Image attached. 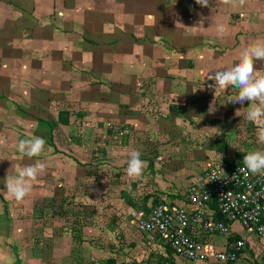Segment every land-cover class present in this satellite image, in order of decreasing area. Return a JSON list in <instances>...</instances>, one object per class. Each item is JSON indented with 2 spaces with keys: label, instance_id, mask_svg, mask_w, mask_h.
Returning a JSON list of instances; mask_svg holds the SVG:
<instances>
[{
  "label": "rangeland",
  "instance_id": "1",
  "mask_svg": "<svg viewBox=\"0 0 264 264\" xmlns=\"http://www.w3.org/2000/svg\"><path fill=\"white\" fill-rule=\"evenodd\" d=\"M176 1L0 0V264H16L17 260L21 264H107L109 258L114 259V254L126 256L136 252L138 256L144 255L142 251L153 258V261L148 259L147 264L157 261L161 264V259L156 258L157 251L144 247L136 226L141 211L161 201L146 194L157 184L147 182L144 171L139 178H129L125 172L126 162L122 167L118 165L120 152L127 154L128 147L118 149L116 144L122 145L123 140L128 142V135L111 134L108 124L115 123L112 110L98 107L99 101L111 97L113 86L102 79L106 84L103 87L106 96L102 94L106 98H103L96 79L102 78L100 72H110H96L99 67L92 63L95 70L87 69L93 72L92 80L86 79L88 84L82 88L86 92L82 94L75 88L77 79L68 80V73L77 77L78 71L72 65L74 61L69 63L67 59L75 58L72 50L81 45L94 50H105L98 47H102V43L114 45L107 43L110 38L91 37L90 31L102 28L105 35L125 38L136 47H145L151 42L156 49L168 44L175 50L176 39L175 42L169 39V30L170 27L182 30L183 23L178 22L182 16L179 3L189 0H179L177 13L170 6ZM191 2L195 5L190 11L196 10L198 4L195 0ZM250 10L254 12L251 17H260L258 27L261 25L264 30V7ZM81 32L87 36L84 38L87 41L74 36ZM223 35L215 38V42L205 36L198 40L201 54L196 62L205 65L237 63L247 42L240 48L244 42L239 38L225 39ZM55 41L60 44L54 45ZM230 42L235 44L230 46ZM212 44L218 46L214 49ZM208 46L226 54L209 53ZM227 46L233 49L230 53ZM191 47L185 50L184 58L198 57L199 45ZM37 50L40 52L36 53ZM55 50L62 54L49 60L60 59L62 63L66 59L67 62L55 66L47 64L49 52ZM34 62L40 64L39 68L34 67ZM49 79L57 84H50ZM71 80L75 83L73 88ZM60 112L72 114V120L79 124H61ZM77 112L81 117L74 115ZM102 115L104 117L100 118ZM32 136L46 140L45 152L40 157L28 158L17 150L18 140ZM136 145L137 148L142 146ZM100 149L107 151L102 167L77 165L78 161L85 165L97 162L94 155ZM36 160L46 163L47 167L32 182L31 193L20 202L8 197L7 176L18 175L24 166ZM151 165L156 172L154 160ZM4 211L9 214V222ZM217 254L218 251L210 260L216 262Z\"/></svg>",
  "mask_w": 264,
  "mask_h": 264
},
{
  "label": "crops",
  "instance_id": "2",
  "mask_svg": "<svg viewBox=\"0 0 264 264\" xmlns=\"http://www.w3.org/2000/svg\"><path fill=\"white\" fill-rule=\"evenodd\" d=\"M178 3L179 0L170 5L176 13L178 12ZM194 5L191 0L179 3L182 16L178 22L183 23L182 30L178 27V30L170 27L168 34L169 39H173V42L176 39L175 50H172L173 45L168 44L163 48L156 49L151 42H148L145 47H136L132 45V41L125 38L105 35L104 28H102L101 31H90L91 37L100 40L105 37L110 38L112 40L107 43L110 45L114 43V45L109 46L102 43L101 47L98 45L101 43L97 44L100 48H106L105 50H94L88 48L87 45H81L72 50V54L76 57L67 59L69 63L71 60L74 61L72 65L78 71L77 77L68 73V80L77 79V86L71 80L72 88L75 86L76 90L81 91L82 94L86 92L82 89L83 86L86 88L88 84L86 79L92 80L91 73L93 72L89 73L90 71L87 70L93 69L92 63L95 62V65L99 67L96 72L107 70L111 73L110 75V73L100 72L102 78L96 79L101 96L105 91L103 87L106 86L102 79L113 86L110 88L111 97L107 96L108 100L99 101L98 104L101 105L98 107L112 110L115 126L123 130L118 135L114 134L115 136L128 135L129 141L124 142L123 140L120 142L122 145L116 144V147L124 150L128 147L126 149L128 152L137 150L141 153V159L145 161L143 177L147 182L157 184L146 194L161 200L160 202L182 203L188 185L203 169L211 166L234 167L237 164H243L244 155L248 152L264 149V145L258 142L256 125L246 119L248 102L246 101L242 105L229 102L228 99L237 94L236 91H233V87L229 86L223 91L218 88L215 81L208 79L209 74L214 73L219 67L218 64L208 63L205 65L196 62L201 54V44L198 40L205 36L210 42H215V38L222 37L216 32L218 25H223L225 28L226 35H223V38L231 40L239 38L241 42H244L240 48H243L246 42L247 47L257 39H264V30H261V25L258 27L260 17L252 16V18L251 15L254 12L250 10L255 11L259 7L263 8L264 0H243V2L241 0H209L208 7L198 5L199 9L190 11ZM201 17L204 18V28H193L198 26L197 22ZM74 36L87 39V36L82 32L75 33ZM148 37L150 39V36ZM85 41L84 43H86ZM55 44H60V41H55ZM234 44L235 42L229 43L230 46ZM197 45H199L198 57L195 58L194 55L187 59L184 58L185 50ZM215 45L218 46L212 44L214 49ZM178 46H181V49ZM212 46H208L207 52H214L215 55L221 52L226 54L223 50L220 52L212 50ZM230 46H227L229 53L233 50ZM39 52V50L36 51V53ZM59 54L62 52L56 50L49 52L46 63L61 65L67 62L66 59L62 63L60 59L49 60ZM148 60L150 64L147 63ZM32 64L35 68H39V63ZM47 64L46 67L52 69ZM232 64L235 63L225 65ZM254 67L257 72H264V62L259 63L254 60ZM58 69L57 71H59ZM89 75L91 76L89 77ZM48 82L52 85L57 84L54 79ZM93 83L90 84L93 85ZM68 88L71 86L69 85ZM104 95L106 96V94ZM213 101H215L214 110L210 111ZM33 102L37 104L35 100ZM70 115L72 114H68V126L73 123L78 125L79 123L72 120L73 117ZM74 115L81 117L78 112ZM102 117L104 115L100 118ZM111 134L113 133L111 132ZM136 144L142 146L137 148ZM120 153L124 155L123 158H121L122 155L119 158L118 165L122 167L128 158V153L125 154L123 151ZM153 160L156 172L151 169ZM154 206L155 204L149 206V209L145 208L141 211V215H148ZM232 229L233 237L230 238L221 235H200L198 240L205 245L208 255L205 260L200 261L181 259L176 257L173 252L170 255L171 249L161 244L148 247L144 237L138 230L137 232L146 249L153 248L157 251L156 258L161 259V264H169L172 258L175 260L173 259L174 263L171 264H222L218 260L215 262L210 258L216 251L219 253L227 249L228 241L235 238L246 241V249L241 254L238 264H264V241L257 238L254 233L243 229L238 223H234ZM121 247H123L122 244ZM214 249L215 252H213ZM142 252H145L144 255L138 254V256L136 252L126 256L118 255V253L114 254V259L117 260V264H147L150 258L153 261L150 253ZM157 262L153 264H158Z\"/></svg>",
  "mask_w": 264,
  "mask_h": 264
},
{
  "label": "built area",
  "instance_id": "3",
  "mask_svg": "<svg viewBox=\"0 0 264 264\" xmlns=\"http://www.w3.org/2000/svg\"><path fill=\"white\" fill-rule=\"evenodd\" d=\"M118 135L122 129L109 123ZM216 206L223 219H216ZM264 173L252 174L244 164L232 168L211 166L203 169L188 185L182 203L160 202L136 223L146 245L169 247L174 255L187 261L205 260V245L198 237H233L232 225L254 233L264 241ZM246 249L244 239H230L227 249L217 254L222 264H236Z\"/></svg>",
  "mask_w": 264,
  "mask_h": 264
},
{
  "label": "clouds",
  "instance_id": "4",
  "mask_svg": "<svg viewBox=\"0 0 264 264\" xmlns=\"http://www.w3.org/2000/svg\"><path fill=\"white\" fill-rule=\"evenodd\" d=\"M201 7H208L209 0H195ZM243 2V0H241ZM204 18L197 22L198 26L193 28H204ZM180 24V23H177ZM225 28L218 25L216 32L223 35ZM254 60H264V39H257L240 52L238 62L232 65L221 64L214 73H210L208 79L215 81L220 90L225 91L229 86L237 94L231 99V103L244 104L248 102L246 119L253 122L257 127L258 142L264 145V72H257ZM215 101L210 106L214 110ZM46 140L42 137L32 136L20 139L17 142V150L28 158L40 157L45 152ZM126 175L136 179L142 176L145 161L141 159V153L131 150L127 154ZM243 164L252 174L264 173V149H257L244 155ZM46 163L36 160L33 164L26 165L18 175L7 176L6 195L20 202L27 197L33 188V181L46 170Z\"/></svg>",
  "mask_w": 264,
  "mask_h": 264
},
{
  "label": "trees",
  "instance_id": "5",
  "mask_svg": "<svg viewBox=\"0 0 264 264\" xmlns=\"http://www.w3.org/2000/svg\"><path fill=\"white\" fill-rule=\"evenodd\" d=\"M59 122L61 123V124H63V125H68V113H66V112H60V115H59ZM94 157H95V159H97V162L95 161H92L91 163H88V164H82L81 162H76L77 163V165H81L82 167L84 166V167H93V166H99V168L100 167H102L103 166V164L106 162V157H107V151H105V150H103V149H100L99 151H98V153H96L95 155H94ZM97 157V158H96ZM95 164V165H94ZM233 166H231L230 168H232ZM158 203H160V202H155V205H157ZM172 203H175V202H172ZM215 211H216V214H215V218L216 219H220V220H222L223 219V216L221 215V213L219 212V210L217 209V207L214 205L213 207H212ZM4 216H6V218H7V220H6V222H9L10 221V218L8 217L9 216V214L7 213V211H4ZM171 250H170V255H171ZM170 263H174L173 262V258H172V260L170 261ZM16 264H21V262H20V260H17V262H16ZM107 264H117V260L116 259H112V258H110L109 260H108V263Z\"/></svg>",
  "mask_w": 264,
  "mask_h": 264
}]
</instances>
